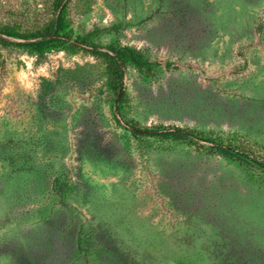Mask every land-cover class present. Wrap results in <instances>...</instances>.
<instances>
[{"label":"rangeland","instance_id":"obj_1","mask_svg":"<svg viewBox=\"0 0 264 264\" xmlns=\"http://www.w3.org/2000/svg\"><path fill=\"white\" fill-rule=\"evenodd\" d=\"M54 1L0 0V25L41 29ZM66 5L74 35L133 45L155 63L127 71L128 121L221 138L264 162V0ZM45 78L55 83L41 101ZM57 176L67 204L54 195ZM58 211L93 238L89 260L75 253L74 226L51 221ZM27 260L264 264V169L203 141L136 138L87 49L1 46L0 264Z\"/></svg>","mask_w":264,"mask_h":264},{"label":"trees","instance_id":"obj_2","mask_svg":"<svg viewBox=\"0 0 264 264\" xmlns=\"http://www.w3.org/2000/svg\"><path fill=\"white\" fill-rule=\"evenodd\" d=\"M67 0L54 1V17L41 29L28 32H20L10 25H0V47L18 44L29 49L31 52L42 55L45 51L51 49H67L74 51L76 49H87L93 55L101 59L105 66L106 86L110 91L114 107L120 114L124 124L131 130L132 134L141 139L143 136L159 137L161 139H172L179 141L198 142L203 141L210 144V149L233 160L250 162L264 169V162L252 157L248 152L237 145L226 142L221 138H215L194 130L181 127H165L156 125L153 127H141L132 123L123 115L122 109L127 103L128 93L125 85V77L129 68H134L143 73H153L155 63L147 57L144 52L133 45L109 44L105 47L95 43L92 33L86 35H74L69 29L66 21ZM19 38L22 41L12 42L10 39ZM55 81L45 78L40 91L41 101L52 90ZM61 177L57 176L53 183L54 195L63 204H67L71 189L67 187ZM69 188V189H68ZM62 214L55 213L51 221L61 225L74 226V232L71 233V241L75 246V253L83 255L86 260L93 255V238L85 231L83 223H73V220ZM80 224V225H79ZM76 231V228L79 227ZM25 264H31L28 260Z\"/></svg>","mask_w":264,"mask_h":264}]
</instances>
